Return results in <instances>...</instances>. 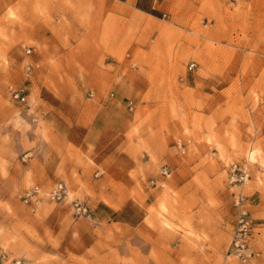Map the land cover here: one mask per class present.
<instances>
[{"label":"rangeland","instance_id":"rangeland-1","mask_svg":"<svg viewBox=\"0 0 264 264\" xmlns=\"http://www.w3.org/2000/svg\"><path fill=\"white\" fill-rule=\"evenodd\" d=\"M124 1L0 0V264H264V0ZM95 116L121 131L110 170L64 140ZM239 191L247 261L228 256Z\"/></svg>","mask_w":264,"mask_h":264},{"label":"crops","instance_id":"crops-1","mask_svg":"<svg viewBox=\"0 0 264 264\" xmlns=\"http://www.w3.org/2000/svg\"><path fill=\"white\" fill-rule=\"evenodd\" d=\"M158 2L159 0H125L124 4L140 16H153L155 11L160 9ZM41 91L43 103L51 100L56 101V97L49 90L42 88ZM100 119H102V116H95L92 121L93 125H87L75 120L69 130L64 133V140L68 144L87 152L103 170H110L112 168L111 165L114 163L111 159L115 158V151L121 145L123 139L120 135V129L114 126L112 120H110L111 124L101 125ZM130 166H127V171L130 169ZM120 181L128 187L132 186L135 182V180H132V178L125 174ZM129 202L131 200L126 201V203ZM127 207L128 205H124L118 214L121 215L127 211ZM90 209L99 220H109L118 212L117 209L105 203L102 206H97V210L95 211L92 208Z\"/></svg>","mask_w":264,"mask_h":264},{"label":"built area","instance_id":"built-area-1","mask_svg":"<svg viewBox=\"0 0 264 264\" xmlns=\"http://www.w3.org/2000/svg\"><path fill=\"white\" fill-rule=\"evenodd\" d=\"M34 48L29 47L27 53H32ZM194 63L190 65V69H193ZM34 67L33 64H29V71ZM11 95L14 99L21 103L28 102V94L24 87L11 89ZM250 174L248 167L239 163L232 164V182L244 184L249 179ZM35 191H28L25 195L26 201H28ZM69 192L65 181L60 180L51 188L48 198L56 202L66 201ZM234 203L237 209L236 212V227L232 237V241L228 248V256L235 257L241 261H247L253 257L259 255V252L251 244V240L254 233V222L249 209L246 206V196L242 191L235 193ZM72 208L76 214L87 215L90 214V207L83 201L77 199L72 200Z\"/></svg>","mask_w":264,"mask_h":264},{"label":"bare ground","instance_id":"bare-ground-1","mask_svg":"<svg viewBox=\"0 0 264 264\" xmlns=\"http://www.w3.org/2000/svg\"><path fill=\"white\" fill-rule=\"evenodd\" d=\"M252 157V156H251Z\"/></svg>","mask_w":264,"mask_h":264}]
</instances>
